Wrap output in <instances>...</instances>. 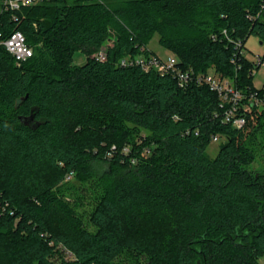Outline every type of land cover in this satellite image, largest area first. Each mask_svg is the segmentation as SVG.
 I'll return each instance as SVG.
<instances>
[{
  "label": "trees",
  "instance_id": "16d2710c",
  "mask_svg": "<svg viewBox=\"0 0 264 264\" xmlns=\"http://www.w3.org/2000/svg\"><path fill=\"white\" fill-rule=\"evenodd\" d=\"M263 5L46 0L0 12V31H21L34 48L18 67L0 47V205L9 204L0 206V264H263L264 166H253L264 150L250 136L264 108L237 130L214 117L220 99L208 87L119 65L156 55L148 45L158 35L183 69L215 70L264 98L250 75L259 68L243 57L234 65L231 43L255 35L264 44ZM94 179L90 231L63 192Z\"/></svg>",
  "mask_w": 264,
  "mask_h": 264
},
{
  "label": "built area",
  "instance_id": "2783aa9c",
  "mask_svg": "<svg viewBox=\"0 0 264 264\" xmlns=\"http://www.w3.org/2000/svg\"><path fill=\"white\" fill-rule=\"evenodd\" d=\"M46 0H1V12H16L21 11L23 8L33 7ZM264 10V5L262 6ZM260 13L258 14V17ZM253 18V17H252ZM15 20L16 17H14ZM225 35L226 31L223 32ZM114 39L108 40L104 50L95 54L93 57L100 62L107 60V49L113 45ZM234 44L235 52L233 55L232 63L238 66L241 58H247L246 44L243 41H231ZM0 47L5 48L6 52L14 59L15 64L21 67L24 63L28 62L34 56V48L28 43L26 36L21 31H13L6 36L0 31ZM248 59V58H247ZM249 60V59H248ZM250 61V60H249ZM254 68L264 66L262 56L256 57L251 61ZM180 61L175 55L168 56L166 59L158 55L150 54L148 56L127 57L119 62L122 67H140L145 72L154 71L161 76H172L179 88L187 89L194 85L197 87H208L212 92L219 96V110L214 113L215 118H220L224 124H231L237 130H242L247 124V115L250 114L253 107L258 109L264 108V98L260 96L257 91L251 92L249 95L244 94L240 90L234 80L221 76L218 72L196 73L192 68L183 69L179 66ZM256 70L250 72L254 76ZM219 141V137H213V142ZM127 149L125 152L127 153ZM72 174L66 177V181L72 179ZM2 210L9 208L6 203ZM13 215L14 211L10 210ZM58 249L63 252L65 260L75 261L74 254L66 249L63 245H59Z\"/></svg>",
  "mask_w": 264,
  "mask_h": 264
},
{
  "label": "rangeland",
  "instance_id": "374dc122",
  "mask_svg": "<svg viewBox=\"0 0 264 264\" xmlns=\"http://www.w3.org/2000/svg\"><path fill=\"white\" fill-rule=\"evenodd\" d=\"M2 9V5L0 3V12ZM148 49L152 52H154L159 57L166 59L168 56H171L172 53L168 50L164 49L160 43H159V36L156 35L148 45ZM264 54V44H261V41L259 38L255 35H251L248 40L246 41V55L247 58L252 61L255 60L258 56H263ZM87 62V57L82 52H76L74 54V64L76 66H82ZM215 70H212L210 72H213ZM253 83L255 88L258 90L264 91V66H261L254 74L253 76ZM145 132L141 133L139 136H136V140L140 141L141 136H143ZM251 138H255L256 142L260 145H255V151L263 152L264 150V125L263 127L258 130L257 133H254L250 136ZM138 143V142H137ZM221 142L217 141L212 143L210 148L208 149V154L211 156V158H215L219 152ZM264 166L263 159L261 156H259L257 164H255L253 167L255 169L260 168L261 165ZM97 181L94 179L93 181L87 182V183H80L77 180H73L71 183L68 184L67 187L64 188L63 195L68 201L76 202L73 203V206H75L76 212L78 216L83 220L84 225L90 230L95 231V227L91 222V214L93 211V205L98 202V196L100 194V191L98 188H96ZM93 204V205H92ZM121 259V258H120ZM120 259H118L120 261ZM135 258H130V260ZM122 262H126L123 261ZM140 260V264H146L147 261L145 258L138 259V262ZM262 263L264 264V260H262Z\"/></svg>",
  "mask_w": 264,
  "mask_h": 264
},
{
  "label": "water",
  "instance_id": "95a60500",
  "mask_svg": "<svg viewBox=\"0 0 264 264\" xmlns=\"http://www.w3.org/2000/svg\"><path fill=\"white\" fill-rule=\"evenodd\" d=\"M261 44H263V43L261 42Z\"/></svg>",
  "mask_w": 264,
  "mask_h": 264
}]
</instances>
